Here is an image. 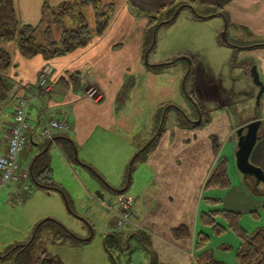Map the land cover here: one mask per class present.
<instances>
[{
	"label": "crops",
	"instance_id": "1",
	"mask_svg": "<svg viewBox=\"0 0 264 264\" xmlns=\"http://www.w3.org/2000/svg\"><path fill=\"white\" fill-rule=\"evenodd\" d=\"M71 1L74 0H13L19 22L30 26L39 24L44 4H50L49 6L56 8L63 3ZM99 1L103 4L113 2L115 4V12L106 32L101 37L93 38L91 43L84 48L76 49L63 57L44 61L39 56L25 60L18 53L16 43L11 42L5 45V50L11 58V68L5 76L9 86L8 97L4 102H0V155L6 152L7 142L13 126L14 110L20 100H27L29 104L27 112L29 124L28 139L26 148L21 154L19 161L21 170L27 172L29 177L33 164L37 163L49 167L53 178L55 161L53 159L51 161L48 152H45L49 143L46 140L40 141L38 137L47 119L59 120L65 118L69 122L70 131L68 133L52 132L55 142L54 148L59 150L65 160L74 161V149L76 151L78 149L86 157L92 156L96 149V153H100L99 144L105 141L110 142L112 147L118 148L121 156L125 157L126 160L131 159L135 154L134 158L141 153H147L148 156H146L143 166L146 168V164L152 168L148 172L150 176L148 183H150L151 187H162L167 189L168 193L171 194L173 192L176 194L178 204L180 202H188L192 225V220L196 216L198 189L201 186L202 188L204 187L217 157L213 154L212 142L210 146L209 142L205 141V148H203L202 152L205 156H208V154L210 156L211 151L215 157L214 165L209 161L205 171L198 175L197 171L200 167H195L194 164L203 163L204 160L200 159L201 157L196 151L190 150L186 153L187 160L185 163L187 166L182 168L180 165V170L178 171V161L172 148L173 140L165 136L166 132L163 129L165 124H162L163 112H159L157 108H161V110L164 108V111L169 110L170 107L174 106L171 105L166 108L168 105L160 99L167 94L171 96L169 98L177 99L178 95L182 94L184 99L189 98L194 105L191 106V109L187 104H185L184 108L177 106L178 109L176 111L179 110L184 117L189 113L190 115L193 114L194 117H200V122L207 121L204 124H208L206 130H208L209 135L216 140L222 138L225 141L228 135L227 127L223 129L222 133H219V120L211 117L210 110L211 107L216 109L227 108L228 103L233 100V91L222 88L219 84V78L221 77L219 73L217 74L212 69H209L208 73L205 72L200 68L202 64L187 52L179 53L190 60V64L186 69L188 73L185 79H183V72H179L172 77L168 76V78L157 74V69L170 66L175 59L157 60L151 65H144L143 52L145 44L143 33L148 23V16L164 14L175 1L191 2L202 7L211 6L223 9L234 26L231 27L233 28L232 31L235 30V26L236 28H241L242 33L239 39H242V36L247 34L246 36L252 41L249 46L245 47L236 46L232 48V46H229L232 51L237 50L239 52L236 55L239 59L238 69L243 73L247 82H252L250 77L252 66L256 67L259 78L260 76L264 77V0ZM189 13L194 20L200 22L219 17V19H222L223 25H225L222 15H213L209 19L199 20L191 12ZM164 25L168 24H162L159 27ZM219 31L220 29H215L205 34H208L214 45L221 47L222 43L218 38ZM239 39H234L235 43L239 42ZM145 49V52H147L148 48ZM166 63L170 64L164 65ZM46 65L54 70L55 75L52 81L51 96L43 98L46 101V106L41 109V101L36 100V87L39 72ZM72 75L79 77L78 87H73L70 84L69 81ZM127 75L136 76L138 83L132 89L127 107L117 112L114 106L115 100ZM189 81V86H186ZM260 81L263 83L261 78ZM86 85H93L100 91L101 100L99 102L82 97L83 89ZM258 92L259 88L253 85L251 92L244 95L254 99L257 97ZM179 102L181 101L179 100ZM256 108L260 110V114L232 130L235 132L254 120L260 121L261 125L258 133L262 137L257 140L249 162L264 172V91ZM42 111L46 117L42 114ZM168 114L167 117L169 116ZM220 117H224L226 126L230 127L229 120L223 112ZM182 127L181 129H183ZM185 141L183 139L181 144L183 145ZM51 147L53 146L51 145L49 149ZM25 152L29 154L26 166L23 161ZM82 162L87 165H85L86 170L93 173L96 177L95 174L97 173L91 167L92 164L85 160ZM66 166L69 169L68 165ZM23 184L24 181L21 180L18 185L10 186L8 189L9 195H16V192ZM130 185L128 187L126 185L125 189H128ZM183 189H186V192ZM122 190H118L116 193L120 194L119 192ZM188 192L190 193L189 198L182 196ZM122 196L131 200L130 196H124L123 194ZM164 198L159 192L158 195L154 196L153 208L150 212L140 213V216L137 215L136 217L137 223H134L132 219L133 225L120 230L121 233L117 236V240H120L119 245L122 246L120 244L122 243L121 241L124 242V245L128 242L129 234L141 232L143 235L149 236L147 239L148 244L143 241V250L144 253H147L148 260L151 257V261H154L155 264H192L188 256L192 257V249H195L196 237L193 242L192 238L174 239L171 235L173 230L184 228L190 236L188 228L184 223L181 224L180 221L181 216L185 214V210H171L166 204L164 205L160 202ZM166 200L168 201V199ZM53 222L58 224L57 221ZM72 239L76 240V238ZM39 244H41L39 248L43 247L42 243L39 242ZM0 264H7V262L0 261Z\"/></svg>",
	"mask_w": 264,
	"mask_h": 264
},
{
	"label": "rangeland",
	"instance_id": "2",
	"mask_svg": "<svg viewBox=\"0 0 264 264\" xmlns=\"http://www.w3.org/2000/svg\"><path fill=\"white\" fill-rule=\"evenodd\" d=\"M49 5L47 4L46 6L54 9L52 4L53 7ZM184 5L179 11L177 10L174 13L175 16L179 12L172 23L161 27L158 26L153 33L152 42L149 39L145 41L144 44L149 45V47H144L143 64L151 65L157 60L175 59L170 66L157 69V74L168 78V76L172 77L179 72H183V79H185L188 73L186 69L190 64V60L179 53L187 52L202 64L200 68L205 72L208 73L209 69H212L217 74L219 73L221 76L219 84L222 88L233 91V100L228 103L227 108L216 109L211 107L210 110L211 117L219 120V133H222L223 129L227 127L228 135L226 140L223 141L222 138H218L216 142L219 148L217 157H225L228 161L227 171L230 187L223 190H203L201 186L198 189L196 216L192 220L193 224L191 225L188 202L185 201L178 204L176 194L173 192L170 194L166 191L167 189L162 187H151L150 183H148L150 177L148 172L152 168L146 164V168L143 166L146 156H148L147 153H141L134 158L135 154L131 159L126 160L125 157L121 156L118 148L112 147L110 142L105 141L99 144L100 153H96V149L92 156L86 157L84 153L79 152L77 149L78 164L74 162L75 160H65L59 150L53 146L48 151L50 160L52 161L53 159L55 161V173L52 179L55 185H60L59 187L64 193L62 195L56 191H44L34 185L31 186L28 193L21 196L19 191L14 196L9 195L8 189L10 186L4 188L3 192L0 191L1 256L5 255V251L10 245L14 246L31 242L36 229L41 226L37 232L34 245L30 250V253L36 255L34 261L40 256L36 248L38 247L37 243L41 242L43 244L41 251L45 253L43 259L46 260L44 264H52L54 258H56L57 264H151V257L148 260L147 253H144L143 247L140 246L141 250L135 249L137 243L134 241L126 242L125 245L121 241L123 244H120L125 247L124 251H121L115 243L118 241L115 238L118 239L117 236H119L121 231L114 230L115 223L111 210L116 212L119 209L117 197L122 194L131 198V213L134 223L137 215L140 216V213L145 214L152 210L154 196L158 195L159 192L168 199L167 201L164 198L160 202L164 205L166 204L171 210H185V214L181 216L180 221L181 224L184 223L186 225L190 232L188 239L192 238L194 242L195 237L200 232L209 237V241L203 249H192V257L188 256L192 264H200L203 260L210 258L224 264H239L236 259V253L240 241L236 232L230 228L229 220L216 216V223L222 226L225 231L220 235H215L210 226H204L200 223L202 213L229 211L238 215L237 224L247 235H252L259 230L264 231V186L253 176L241 174L236 167L239 137L237 136V131L234 132L232 129L252 120L257 114L261 113L256 108V97L250 99L244 95L251 92L253 83L247 82L243 73L238 69L239 59L236 55L239 52L237 50L232 51L229 47H236L234 39L241 37L242 30L235 26L234 32L232 31L233 28H231L229 32H226L227 45L221 44V47H218V45H214L208 34L205 33L220 29L219 37L221 38L223 34L222 28L224 27L222 19L214 17L203 22L194 20L189 12L197 11V13L200 12L206 15L211 6L202 7L194 3V8L188 9L187 5L186 7ZM46 11L47 15H49V10ZM169 11L168 9L164 14L159 15L160 25L168 21L167 18L170 17ZM83 13L89 29L92 30V10L87 8ZM44 25L46 27L48 24L45 23ZM75 27V22L70 18L65 19L64 29ZM62 30L61 28H55L57 37ZM235 33L237 34L235 35ZM246 35L239 40L250 45L252 41ZM38 39L42 41L41 35L38 36ZM146 47L149 50L147 52H145ZM168 64L170 63L164 65ZM260 78L264 84V77L260 76ZM137 80L136 76H125L114 104L117 112L127 107L132 89L138 83ZM188 83L190 81L187 82L186 86H189ZM93 88L99 91L93 85H86L83 89L82 97L85 98V93ZM169 97L171 96L167 94L160 99L168 105L166 108L171 105L174 106L169 108V116L163 129L166 132L165 136L173 140L172 148L178 161V171L180 170V165L182 168L187 166L185 163L187 160L186 153L193 150L200 155V159L204 160L203 163L194 164L195 167H200L197 171L199 175L205 171L209 161L213 165L215 162V157L211 151L210 156L209 154L205 156L202 152L203 148H205V141L209 142L211 146L212 136L206 130L208 124L197 125L199 118L189 113L184 117L183 113H180L179 110L176 111L178 109L177 106L184 108L185 104L191 109L194 103L189 98L184 99L182 94L178 95L177 99ZM85 99L88 98L86 97ZM38 101H41L42 104L40 108L44 109L46 101L43 98ZM157 109L161 113L164 112V108L162 110L161 108ZM222 112L227 116L230 127L226 126L224 117H220ZM42 114L44 115L43 111ZM181 126H183V129H181ZM183 139L186 141L182 145L181 141ZM27 159H29V154L25 152L23 154L25 166L27 165ZM83 160L92 164L91 167L98 174H95L96 177L93 173L86 170V164L82 162ZM66 165H68L69 169ZM128 175L131 178L130 187L126 192L117 194L116 191L125 188ZM183 190L186 192V189ZM97 191L104 196L100 201L95 196ZM182 196L189 198L190 193L188 192ZM207 200L216 202L209 204ZM53 221H57L63 230L68 232L72 238H76V240L67 237L63 242L54 243L52 239L60 229L52 223ZM41 223L43 224L41 225ZM138 234L143 241L147 242L149 236H145L141 232ZM156 253L158 252L156 251ZM13 259L7 258V264H12ZM40 264H43L42 261Z\"/></svg>",
	"mask_w": 264,
	"mask_h": 264
},
{
	"label": "trees",
	"instance_id": "3",
	"mask_svg": "<svg viewBox=\"0 0 264 264\" xmlns=\"http://www.w3.org/2000/svg\"><path fill=\"white\" fill-rule=\"evenodd\" d=\"M193 4L194 3L191 2L175 1L168 8L170 10V17L167 18L168 21L164 24L172 23L175 19L174 13L177 12V10L179 11L183 5L185 7L187 5V8L191 9L192 7L194 8ZM87 8H90L93 14L92 30L89 29L86 17L83 13ZM46 10H49V15H47ZM114 12L115 4L113 2L103 4L99 0H74L68 3H63L54 9H51L44 4L39 24L37 26H30L19 22L13 0H0V102H4L8 97L9 86L5 76L11 68V58L9 53L5 50V45L11 42L16 43L18 53L25 60H30L39 56L44 61H50L54 58L69 55L76 49L84 48L91 43L93 38L101 37L106 32ZM194 12L195 15L205 17L210 15H222L225 25H227V31L233 27L228 16L221 8L211 7L206 15L200 12L197 13V11ZM66 18H70L75 22L76 27L72 29H64ZM45 23L48 24L46 27L44 25ZM160 23L161 20L159 19V15L148 16V23L143 33L144 43L148 39L152 42L153 33ZM55 28L63 29L58 37L55 34ZM39 35H41L42 41H39ZM145 46L149 47V45ZM235 46L245 47L249 46V44L239 41L235 43ZM69 82L73 87H78L79 77L72 75ZM167 114L168 111L163 118V125L167 120ZM206 122L207 121L200 122V126H203ZM259 134L260 133H258V139H261L262 136ZM211 142L213 154L217 157L219 148L216 139L212 137ZM30 178L36 187L45 191L55 190L62 195L64 193L59 186L54 184L51 177V170L46 165L34 163L30 170ZM130 184L131 178L128 180L127 187ZM229 187L230 181L227 171V161L223 157H217L215 165L205 181L203 190H223ZM207 202L212 204L216 201L209 200ZM216 216L228 219L230 228L236 232L239 237L240 244L236 253L237 262L239 264H264V231L259 230L252 235H247L237 224L236 219L238 215L229 211H216L201 214L200 223L204 226H210L215 235H220L225 231L222 226L216 223ZM52 223L58 225L55 222ZM42 224L43 223H41V225ZM40 227L41 226L36 229L32 242L24 245L8 247L5 251V255H0V261H6L7 258H14L12 264H40L41 261L44 263L45 260L43 258L45 257V253L44 251H41V247L39 248L41 245L39 242L37 243L38 247L36 250L39 251L40 256L34 261L36 255L30 253ZM58 228L60 229L59 232H56V235L52 239L54 243H60L65 238L71 237L61 226L58 225ZM171 235L174 239L187 238L189 236L188 231L184 228L173 230ZM208 241L209 237L207 235L199 233L196 236L195 249H203ZM54 263L57 264L56 259L52 260V264ZM152 264H155L154 261ZM200 264L224 263L214 261L210 258L203 260Z\"/></svg>",
	"mask_w": 264,
	"mask_h": 264
},
{
	"label": "built area",
	"instance_id": "4",
	"mask_svg": "<svg viewBox=\"0 0 264 264\" xmlns=\"http://www.w3.org/2000/svg\"><path fill=\"white\" fill-rule=\"evenodd\" d=\"M54 75V70L48 65L44 66L39 72L36 94L38 100L51 96ZM86 97L94 100V102H99L101 100V93L93 88L85 93V98ZM28 109L29 104L27 100L22 99L18 102L13 113V126L7 142L6 152L0 155V191L8 186H16L22 180L24 181V184L18 190L20 196L28 193L31 189L29 174L21 170L19 161V158L27 145V132L29 130L27 117ZM69 130L70 126L67 119H47L38 139L40 141L46 140L54 145L52 132L67 133ZM118 204L119 209L116 212L111 210L114 216V230L116 231L133 225L131 200L129 198L120 197L118 199Z\"/></svg>",
	"mask_w": 264,
	"mask_h": 264
},
{
	"label": "water",
	"instance_id": "5",
	"mask_svg": "<svg viewBox=\"0 0 264 264\" xmlns=\"http://www.w3.org/2000/svg\"><path fill=\"white\" fill-rule=\"evenodd\" d=\"M191 12L193 15H195L194 11H191ZM195 16L199 20H205V19H209L210 17H212V16L202 17L198 15H195ZM226 32H227V25H224L223 34L221 38L219 37V40L222 44H225V45H227ZM250 77L252 79L253 85L259 88V92L256 97L257 99L256 104H258L259 98L264 91V86H263V83L260 81L259 74L255 66H252L250 69ZM199 123H200V117H199ZM260 125L261 123L259 120H254L246 124L245 126H243L237 131V136L239 137V141H238V146H237L238 148L236 152V167L241 174L247 175V176H253L258 182H261L262 185L264 186V172L260 168H257L251 165V163L249 162V158L252 153V150L255 147L256 142L258 140V131H259ZM50 146L51 144H49V146L45 149V152H48ZM74 155H75L74 157L75 162L79 164L77 151L75 149H74ZM129 179H130V175H128V180ZM125 191L126 189H123L119 193L122 194ZM95 196L99 200H102L104 197L99 191L95 192ZM139 244L141 247H143L141 242H139Z\"/></svg>",
	"mask_w": 264,
	"mask_h": 264
},
{
	"label": "flooded vegetation",
	"instance_id": "6",
	"mask_svg": "<svg viewBox=\"0 0 264 264\" xmlns=\"http://www.w3.org/2000/svg\"><path fill=\"white\" fill-rule=\"evenodd\" d=\"M167 111H169V110L167 109L166 111L163 112L162 119L165 117V114H166ZM127 183H128V180H127ZM126 185H127V184H126ZM124 189H125V188H124ZM128 237H129V238H128V242H130V241H134L135 243H137L135 249H140V250H141V247H140L139 242H141V244L143 245V240L139 237V234H138V233H131V234H129ZM115 240H117V239L115 238ZM117 242H118V241H116L115 243H116L117 246H119V249H120L121 251H122V250L124 251L125 247H124V246H120L119 243L117 244ZM45 262H46V260H45ZM43 264H44V263H43Z\"/></svg>",
	"mask_w": 264,
	"mask_h": 264
}]
</instances>
